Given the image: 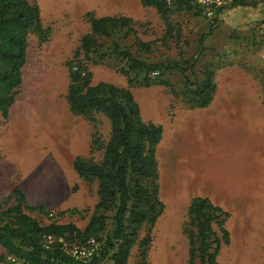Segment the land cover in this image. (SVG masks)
I'll list each match as a JSON object with an SVG mask.
<instances>
[{
  "label": "rangeland",
  "instance_id": "1",
  "mask_svg": "<svg viewBox=\"0 0 264 264\" xmlns=\"http://www.w3.org/2000/svg\"><path fill=\"white\" fill-rule=\"evenodd\" d=\"M30 1L40 10L47 39L41 42L36 35L28 38L22 85L9 109L8 118L3 120L0 116L1 168L7 170L10 177L7 187L0 188V212L14 206L13 201H5V198L15 189L23 188L30 195H39L32 184L35 178L41 189H45L36 206L45 209L42 213L32 212V217L41 225L72 224L80 231L87 225L97 203V186L95 182L87 184L81 180L74 172L73 162L76 159L101 162L103 151L91 149L92 136L98 134L101 142L106 144L111 128L102 115H96L95 123H90L70 113L65 99L69 83L66 64L89 29L88 15H124L133 21V32L123 30L110 38H103L101 52L105 57L99 63L90 64L89 71L93 84L107 83L128 88V78L133 80L128 89L140 107L142 119L165 130V137L157 148L163 208L154 227L143 232V236L149 233L151 237L146 264H188L186 230L191 191L213 192L215 195L213 185L204 182L214 177L211 170L213 158L204 163L200 175L204 185L198 187L185 178L181 161L169 155V148L175 144L172 140L174 120L190 113L182 99L185 85L180 74L171 72L163 76L172 90L163 86L143 87L138 84L143 74L124 75L121 69L125 62L109 50L113 44H119L146 63L185 61L196 53L201 36L211 30V35L202 42L204 52L193 73H186L190 81L200 79L202 69L211 64L220 89L233 81L239 82L237 84L242 88L250 85L251 88L247 89H253L252 86L259 89L258 81L264 87V19L244 25L246 14L243 10L246 7H237L227 8L217 19L210 20L196 14V10L176 11L174 4L169 20L179 39L163 43L162 20L153 8L142 7L138 0ZM246 3L252 8L264 7V0H246ZM233 20L238 23L232 25ZM135 38L149 44L150 52L137 51ZM225 207L222 204L220 208L228 214L224 229L229 239L222 238L215 227L220 241L218 263L264 264V210L233 212ZM111 229L112 221L108 220L105 231L99 236L100 241L92 240L101 246ZM63 244L70 247L82 243L63 241ZM3 256L4 251L0 248V264L12 263L11 257ZM100 264L113 263L108 256ZM128 264H141L135 251Z\"/></svg>",
  "mask_w": 264,
  "mask_h": 264
},
{
  "label": "trees",
  "instance_id": "2",
  "mask_svg": "<svg viewBox=\"0 0 264 264\" xmlns=\"http://www.w3.org/2000/svg\"><path fill=\"white\" fill-rule=\"evenodd\" d=\"M138 1L144 8H153L162 20L163 43L179 39L169 20L174 4L176 11L196 10V14H201L191 0H171L170 5L164 0ZM237 7L251 6L246 0H232L229 8ZM87 18L89 29L66 64L69 83L65 99L72 115L90 123H95L96 115H102L110 123L108 142L103 144L98 134H94L90 143L93 151H103L101 162L82 159L73 162L74 172L81 180L87 184L96 183L97 203L92 217L80 231L72 224L41 225L31 213H42L45 208L30 207L22 191H11L5 201H13L14 206L0 212V248L4 251L3 258L8 256L14 260L6 264H78L63 252V241H100L99 236L105 231L108 220L112 221V229L90 264H100L108 256L113 264H128L133 251L141 264L147 263L151 237L149 233L143 236V232L154 227L163 208L157 160L162 128L142 119L140 107L128 89L133 80L128 78V88L107 83L93 84L89 71L90 64L99 63L105 57L101 52L102 39L123 30L133 32V21L124 15H88ZM211 33L209 30L201 36L196 53L185 61L146 63L119 44H113L109 51L125 62L121 69L124 75L143 74L138 82L143 87L163 86L172 90L162 78L171 72L179 73L185 85L182 93L185 105L189 109H205L212 103L216 92L214 68L211 64L205 66L201 78L193 83L186 73H193L204 52L202 42ZM30 35H36L41 42L47 39L38 6L30 0H0V116L3 120L8 118L9 109L22 85ZM134 45L137 51L150 52V45L138 38H135ZM153 74L156 77L152 78ZM187 217L188 264H219L220 241L215 227L222 238L228 240L229 234L224 229L228 214L206 198H195L188 205ZM48 236L54 241L49 249H45L44 238Z\"/></svg>",
  "mask_w": 264,
  "mask_h": 264
},
{
  "label": "crops",
  "instance_id": "3",
  "mask_svg": "<svg viewBox=\"0 0 264 264\" xmlns=\"http://www.w3.org/2000/svg\"><path fill=\"white\" fill-rule=\"evenodd\" d=\"M246 8L244 25L264 19V7ZM232 22V25L238 23ZM215 83L216 92L209 107L189 109V114L174 120L172 140L175 144L169 148V155L181 161V171L193 185L199 187L207 182L216 189L215 195L192 190V199L206 198L220 207L225 204V208L233 212L264 210V87L258 81L260 90L254 86L249 90L250 85L245 89L233 81L220 89L216 80ZM164 137L162 129V139ZM211 157L214 177L202 182L201 170ZM8 175V171L1 168L0 160V188L7 187ZM32 184L39 195H30L20 188L30 207L38 205L40 194L45 190L35 178ZM220 195L225 198L220 199Z\"/></svg>",
  "mask_w": 264,
  "mask_h": 264
},
{
  "label": "built area",
  "instance_id": "4",
  "mask_svg": "<svg viewBox=\"0 0 264 264\" xmlns=\"http://www.w3.org/2000/svg\"><path fill=\"white\" fill-rule=\"evenodd\" d=\"M170 5L171 0H164ZM191 4L201 10V14L210 20L217 19L220 11L230 7L232 0H191ZM54 239L50 236L44 238V248L49 249ZM61 242V240L59 241ZM100 246L94 240L90 239L82 244H75L66 247L63 244V252L73 262L78 264H90V262L99 254ZM12 262L14 260L12 259Z\"/></svg>",
  "mask_w": 264,
  "mask_h": 264
},
{
  "label": "bare ground",
  "instance_id": "5",
  "mask_svg": "<svg viewBox=\"0 0 264 264\" xmlns=\"http://www.w3.org/2000/svg\"><path fill=\"white\" fill-rule=\"evenodd\" d=\"M36 78H37V77H36ZM36 78H35V79H36ZM34 81H35V80H34ZM38 85H39V84H38ZM41 110H42V109H41ZM25 112H26V111H25ZM44 117H45V116H44ZM47 120H48V119H47ZM14 123H16V122H14ZM45 124H46V123H45Z\"/></svg>",
  "mask_w": 264,
  "mask_h": 264
}]
</instances>
